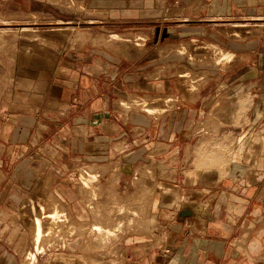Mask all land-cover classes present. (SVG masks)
I'll return each instance as SVG.
<instances>
[{
	"label": "crops",
	"instance_id": "1",
	"mask_svg": "<svg viewBox=\"0 0 264 264\" xmlns=\"http://www.w3.org/2000/svg\"><path fill=\"white\" fill-rule=\"evenodd\" d=\"M45 1L51 0H0V14H22L27 3ZM82 1L94 2L107 10H100L101 15L147 35L152 47L143 44V49L120 39L118 51L124 54L120 57L112 58L93 46V56L82 50L77 58H66L70 75L62 78L64 84L48 87L47 113L18 98L14 109L7 111L0 104V264H22L34 245V211L44 195L60 202L79 224L91 222L83 199L87 188L73 183L75 171L85 167L91 175L102 176L104 187H114L105 191L126 193L133 208L148 210L142 215L144 222L151 208L158 209L149 218L156 227L127 232L107 250L89 251L76 239L48 255L47 264H264V169H254L253 178L239 172L222 185H192L183 171L193 159L188 150L193 112H198L194 103L186 102L181 114L158 118L142 110L123 111L118 105L126 98L172 94L168 83L173 81L146 74L152 66L166 70L171 54L150 50L194 42L216 43L236 56L226 69L214 72L207 65L215 80L264 92V32L239 40L240 44H234L230 34L236 22L264 20V0ZM156 9L162 18H155ZM206 51L190 58L209 60ZM192 59H176L175 64L183 67ZM39 81L47 80L41 75ZM240 93L244 94L238 90L235 95L241 97ZM261 113L264 116V108ZM44 125L43 135L36 136ZM53 126L62 129L51 135ZM157 164L173 172L152 171L150 167ZM154 183L174 186L178 190H166L173 195L178 191L181 200L171 201V207L163 199L151 204L147 192ZM29 199V215L23 216Z\"/></svg>",
	"mask_w": 264,
	"mask_h": 264
},
{
	"label": "rangeland",
	"instance_id": "2",
	"mask_svg": "<svg viewBox=\"0 0 264 264\" xmlns=\"http://www.w3.org/2000/svg\"><path fill=\"white\" fill-rule=\"evenodd\" d=\"M24 8L22 14L14 12H7L6 16L0 14V104L1 106L4 104L7 111L14 109L15 99L18 98L24 105L32 104L39 107L41 111L46 110L45 113H47L48 106L44 101L48 87L54 82L59 85L64 84L62 78L70 75V71L65 65V59L77 58L76 53L82 52V50H86L93 56L92 54L96 50L93 46H97V50L101 48V51L108 52L113 58L115 54L118 57L124 55L118 51L122 46L120 39L140 44L143 49H145L143 44L150 45L147 35L136 34L137 32L129 30L126 22L119 25V23L113 22L108 15H101L100 10L103 12L105 9H101V6H94V2L51 0L49 3L45 1L44 3H35L33 6L27 3ZM29 9L34 12H26ZM105 12L107 10L103 13ZM158 13L160 12L156 9L154 11L156 19L161 17V14ZM237 24H244L246 27L235 28L234 26L230 30L231 38L235 40L234 44H240L239 40L264 32V20L236 22L235 25ZM238 29L245 31L239 33ZM114 38L117 40H113ZM150 40L154 41L153 35ZM82 46L85 47L82 48ZM134 47L137 50L142 49ZM183 47L188 49V52L183 50L185 55L179 53ZM205 49L213 55L211 60L206 58L200 60L194 57L201 51H206ZM150 51L157 55L159 53L171 54L166 70L160 69L161 72H159L158 66H152L146 70V74L151 77L160 74L173 81L168 83V90L172 94L163 95L161 98L150 96L126 98L119 101L118 105L123 111L142 110L145 114L158 118L162 114H181L180 112L186 108V102L194 103L193 107L198 108V112H193V128L191 129L193 135L190 134L192 141H190V150H188L193 159L187 162V167L185 166L183 171L187 176V182L197 186L211 183L222 185L224 180H228L230 176L239 172L252 177L254 169L263 170L264 116H262L261 110L264 108V92H254L249 86L242 85V83L233 86L224 85L222 80H215L212 74H208L206 70L207 65L214 68V72H216L219 69H226L231 64H217L216 57L221 52L232 55L233 60L236 59V56L216 43L205 42L184 44L177 48L172 46L167 49L164 46H159ZM88 54L87 56H89ZM192 55H194V60H189L186 66L180 67L175 64L176 59L179 61L182 58L190 59ZM139 56L141 54H138L136 58ZM183 73L187 75L185 79L179 77ZM41 75L47 80L43 84H39ZM217 77L215 76V78ZM238 90L244 92V94L240 93L243 97L235 95ZM256 94L258 97L255 96ZM139 100L157 101V104H151V107L159 106L162 109L149 114L145 111L146 107L133 103ZM128 107L130 109H126ZM256 125H258V132L255 130ZM46 127L45 125L40 127L36 136L43 135ZM50 130L51 135L60 131L59 129L54 130V126L50 127ZM195 142L198 143L194 145ZM150 168L152 171L162 169L159 164ZM162 170L165 172L170 169ZM85 172L91 173L86 167L76 170L73 183L82 190L84 187L82 181L88 183L89 189L83 190V199L91 222L79 224L60 202L50 198L49 195H44L38 200L39 206L45 207L48 213L59 211L63 215L61 219L65 221L56 225L53 223L52 228L55 227V231L50 237L44 238L42 241L44 252L37 253L33 264H47L48 255L62 251L76 239L89 251L107 250L114 242L121 240L127 232L156 227L155 220L150 221L149 218H153V214L158 213V209L151 208L150 216H147V221L144 222L142 215L148 210L133 208L129 200L126 199V193L111 194L110 191H105L106 189L114 190V187H104L100 174L93 173L85 177ZM170 172L173 171L170 170ZM152 174L153 172H151V176ZM207 174L211 176H207ZM84 178H87V181L83 180ZM166 188L178 190L167 184L154 183L151 185L150 191L147 192L152 198L151 204H156V201L163 199V203L168 205L170 202L169 206L171 207L174 205L172 202L181 200L178 191L176 195L168 194ZM29 200L23 206V216L29 215L30 207L28 206L32 203ZM96 226L103 228L101 234L92 232ZM47 227L45 225V230L48 229ZM106 230L112 231L113 235H108ZM34 246L28 250L22 264H29L26 258L29 253H34Z\"/></svg>",
	"mask_w": 264,
	"mask_h": 264
},
{
	"label": "bare ground",
	"instance_id": "3",
	"mask_svg": "<svg viewBox=\"0 0 264 264\" xmlns=\"http://www.w3.org/2000/svg\"><path fill=\"white\" fill-rule=\"evenodd\" d=\"M73 3V2H72ZM236 28H245V25L243 24H238L236 25ZM239 33L240 32H244L245 30H237ZM234 33V32H233ZM237 36V34H236ZM117 37V36H116ZM239 37V35H238ZM119 38V37H118ZM116 39V38H114ZM200 48V47H199ZM187 49H182L181 54H184L185 55V52ZM187 52V51H186ZM207 52V51H206ZM209 53V60H211V57L213 55H211V53L208 51ZM218 56L216 57V60H217V64H227L229 62H232L233 60V56L230 55V54H227L225 52H221V54H217ZM192 57V56H191ZM201 58V57H200ZM192 59V58H190ZM198 59V58H197ZM194 60V59H193ZM201 60V59H200ZM213 60V59H212ZM221 66V65H220ZM222 66H225V65H222ZM180 78H183L185 79V77H187V75L185 73L181 74L179 76ZM158 100V99H157ZM163 100V99H162ZM165 100V99H164ZM167 100V99H166ZM153 102H150V100H147V101H134L133 103H135L136 105L138 106H143V107H146L145 108V111L148 112V113H156L155 111L157 110H161L162 108H160L159 106L157 107H151V104H154L156 103L157 101H154L152 100ZM171 101V100H170ZM161 102V101H160ZM168 102V101H167ZM170 103V102H169ZM157 104V103H156ZM162 106V105H161ZM88 176H90L91 174H87ZM87 177V176H85ZM82 179V178H81ZM85 181H87V178L83 179ZM89 180V179H88ZM83 183V186L84 188H87L89 189V186H88V183L82 181ZM44 203V202H43ZM42 203V204H43ZM33 207V206H32ZM47 209L43 206H41L39 208V210L37 211V213L40 214V216L37 215L36 211H34V220H33V227H34V249H35V252L36 253H39V254H42L44 252V249L42 247V241L44 240V238H47V237H50L51 234L54 233L55 231V227L52 228L53 226V223L54 225L58 224V223H63L65 220H62V214L59 212V211H54L52 213H48V211H46ZM45 225H47L48 229L45 230ZM95 231L97 234H101L103 232V228L100 227V226H96L95 228H93L92 232ZM59 232V231H58ZM108 235H113V232L110 231V230H106L105 231ZM36 259V254L35 253H29L28 257L26 258V260L28 261L29 264H33Z\"/></svg>",
	"mask_w": 264,
	"mask_h": 264
},
{
	"label": "built area",
	"instance_id": "4",
	"mask_svg": "<svg viewBox=\"0 0 264 264\" xmlns=\"http://www.w3.org/2000/svg\"><path fill=\"white\" fill-rule=\"evenodd\" d=\"M84 174H85L86 176H88V175H87V174H88L87 172H85ZM34 253L37 255V253L35 252V249H34Z\"/></svg>",
	"mask_w": 264,
	"mask_h": 264
}]
</instances>
